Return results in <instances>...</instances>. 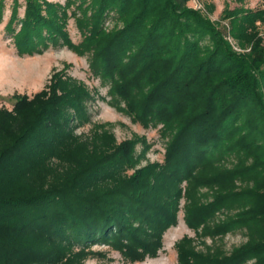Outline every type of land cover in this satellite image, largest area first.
Masks as SVG:
<instances>
[{
  "label": "trees",
  "instance_id": "16d2710c",
  "mask_svg": "<svg viewBox=\"0 0 264 264\" xmlns=\"http://www.w3.org/2000/svg\"><path fill=\"white\" fill-rule=\"evenodd\" d=\"M192 1L12 0L5 29L19 56L53 46L89 57L136 121L163 125L166 159L150 178L204 182L215 196L196 209L199 224L237 209L216 228L245 231L247 242L207 264H264V10L222 12L248 50L237 52ZM6 6L0 0V23ZM13 98L11 109L0 106V264H86L94 245L138 250L137 218L158 227L169 220L148 201L142 172L129 173L131 142L77 132L90 94L66 69L33 96Z\"/></svg>",
  "mask_w": 264,
  "mask_h": 264
},
{
  "label": "rangeland",
  "instance_id": "374dc122",
  "mask_svg": "<svg viewBox=\"0 0 264 264\" xmlns=\"http://www.w3.org/2000/svg\"><path fill=\"white\" fill-rule=\"evenodd\" d=\"M11 5L12 0H7L5 15L0 23V106L11 109L16 102L14 95L33 96L44 88L54 69H66L69 75L86 86L90 94L87 102L88 120L77 132L89 134L95 130L109 131L115 134L119 144L131 142L135 147L133 168L129 173L137 175L142 172L145 183L150 184L149 187L145 186L149 189L146 191L151 192L147 194L148 201L160 202L158 206L161 209L157 216L160 217L162 210L168 214L169 220H160V227L154 226L150 220L137 218L133 227L140 233L142 247L138 250L126 246L124 252L107 244L94 245L88 252L86 264H207L210 260L230 257L245 244V231L223 233L216 228L229 216L235 215L237 209L221 211L200 224L194 219L197 208L214 200L215 194L204 182L192 186L183 181L173 185L166 179L160 181L150 178L153 172L156 173L155 169L160 170L166 159L170 139L164 136L163 125L151 123L145 126L136 121L124 100L113 96L111 83L92 71L89 57H80L67 47L53 46L41 55L19 56L14 39L5 29L10 19ZM190 5L217 24L237 52L248 50H242L232 37L231 24L222 20V12L226 8L264 10V0H193ZM20 14L22 17L24 9H21ZM114 27L113 19H109L107 28ZM68 30L73 41L79 43L81 36L74 19H70ZM258 31L259 37L264 38V26ZM223 166L221 168L230 169L234 164Z\"/></svg>",
  "mask_w": 264,
  "mask_h": 264
}]
</instances>
